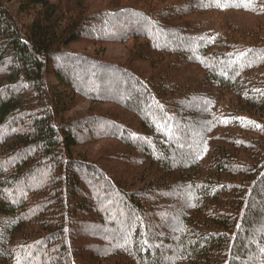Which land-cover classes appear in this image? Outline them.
Here are the masks:
<instances>
[{
  "label": "trees",
  "instance_id": "obj_1",
  "mask_svg": "<svg viewBox=\"0 0 264 264\" xmlns=\"http://www.w3.org/2000/svg\"><path fill=\"white\" fill-rule=\"evenodd\" d=\"M11 1L0 264H264V0Z\"/></svg>",
  "mask_w": 264,
  "mask_h": 264
},
{
  "label": "rangeland",
  "instance_id": "obj_2",
  "mask_svg": "<svg viewBox=\"0 0 264 264\" xmlns=\"http://www.w3.org/2000/svg\"><path fill=\"white\" fill-rule=\"evenodd\" d=\"M11 1V0H9ZM12 2V1H11ZM129 47V44H115V45H106V46H91V47H83V46H77L78 49H85L86 51H90L93 48H96L97 53H100L101 55L110 56L113 59H121L124 57L127 49ZM89 103L82 102L78 105V107H75L71 110L69 113L70 116H76L78 114H83L87 111ZM81 153H85L87 149H79ZM96 150V149H94Z\"/></svg>",
  "mask_w": 264,
  "mask_h": 264
}]
</instances>
